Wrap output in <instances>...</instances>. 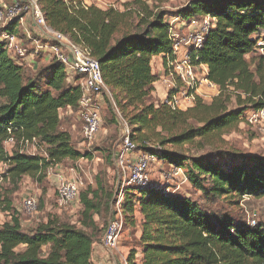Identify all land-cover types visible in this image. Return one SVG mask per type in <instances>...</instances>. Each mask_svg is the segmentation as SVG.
Listing matches in <instances>:
<instances>
[{"label": "trees", "instance_id": "trees-1", "mask_svg": "<svg viewBox=\"0 0 264 264\" xmlns=\"http://www.w3.org/2000/svg\"><path fill=\"white\" fill-rule=\"evenodd\" d=\"M36 2L51 30L87 49L98 62L110 95L105 96L101 120L106 113L108 124L118 123L119 113L136 152L182 170L189 185L208 201L264 197V157L219 146L222 135L234 130L247 113L264 111V55L255 54L260 34L264 41V0H190L175 12L142 0L123 4L122 10L81 0ZM204 17L213 23L200 47L189 49V56L207 68L206 80L218 94L205 103L190 91L194 103L185 110L156 105L158 77L152 72V59L161 56L166 75H172L168 63L175 58L167 19L189 26ZM18 28L14 21L0 32L16 34ZM172 79L167 102L182 87L174 75ZM80 80L71 78L55 59L28 73L7 56L0 41V162L7 165L3 177L10 192L19 189L24 177L40 184L49 167L91 158L90 152L74 148L71 133L62 128V122L72 120L60 117V111L69 108L76 118ZM33 138L43 155L21 151L20 141ZM11 139L8 153L5 143ZM184 147H209V154L186 155ZM99 152L112 166V151ZM94 183L80 191L79 226L52 216L24 231L11 194H0L1 212L10 217L0 225V264H96L91 255L105 233L113 190L100 177ZM134 207L142 215L141 235L129 247L126 264H264L260 222L207 211L159 184L124 189L125 226L133 223Z\"/></svg>", "mask_w": 264, "mask_h": 264}, {"label": "built area", "instance_id": "built-area-1", "mask_svg": "<svg viewBox=\"0 0 264 264\" xmlns=\"http://www.w3.org/2000/svg\"><path fill=\"white\" fill-rule=\"evenodd\" d=\"M27 15L31 16L35 26L38 28L39 37L44 40L42 43L39 40L36 41L38 42V54H44V57L48 56L49 61L55 59L62 63L70 77L72 75L81 77L80 86L82 93L76 112L77 124H75L74 128L76 129L77 125H79V135L82 141L91 143L96 140L101 128L100 107L102 105L96 97L105 94L110 97L102 80L100 66L87 49L73 44L64 35L54 32L46 25L36 0H14L11 4L0 6V31L14 21H18L19 26L22 25L23 19ZM212 23L209 17H204L198 22L194 21L190 23L192 28L187 36H182L179 39V36L173 32V23L170 22V33L176 39L174 38L175 44L173 47L175 58L168 63V67L172 72L171 76L174 75L182 84V87L171 98L170 102H167L166 99L163 103L185 110L194 102L193 94H189L190 91L195 94L203 83L208 88H215L214 85L206 80L207 68L202 64H194L189 56V49L193 48V50H196L200 47L204 35ZM0 41L4 42L9 58L18 64L25 65L22 61L26 59L28 53L20 37L3 31L0 32ZM181 47L184 51L178 59L177 54ZM116 115L121 127V139L113 152V162L118 169L119 182L116 194H113L108 223L101 240V246L110 252L119 253L126 222L123 209L124 189L128 187L135 189L144 188L158 183L154 182L152 177L153 169L150 167L156 158L135 151V146L129 138V128L126 122L119 113ZM252 118L264 119V111L252 112ZM8 141L10 144H14L12 139ZM37 145L38 141L34 138L22 139L19 143L22 152L28 146L36 147ZM133 155L137 157L132 158ZM0 166L4 169L5 174L7 165L0 162ZM56 166L49 167V171L54 170ZM169 171V175L175 177L181 175L185 182L186 178L180 169L170 167ZM159 185L168 187V183L164 185L160 183ZM81 187L82 182L73 174L68 175L62 172L55 175L56 198L60 206L79 203ZM170 188L171 186L168 187L169 191H171ZM21 208L25 214L33 215L37 211L36 198L33 195L25 198L21 203Z\"/></svg>", "mask_w": 264, "mask_h": 264}, {"label": "rangeland", "instance_id": "rangeland-1", "mask_svg": "<svg viewBox=\"0 0 264 264\" xmlns=\"http://www.w3.org/2000/svg\"><path fill=\"white\" fill-rule=\"evenodd\" d=\"M82 1L87 5L95 4L96 6L102 9L108 8L109 6H115V8L122 10L123 4H129L133 0ZM142 1L146 2L149 6H153L160 10L175 12L177 9L187 5L190 0ZM209 19L211 20V22H213L211 17H209ZM172 29L174 33H176V35L179 34V39L183 36L182 33L179 32V29H175V23ZM17 30H20V27ZM262 37L263 34H260L258 38V48L255 51L256 55H264V41L262 40ZM36 39L39 40L40 43L43 42L41 39ZM252 55L253 54L247 55L246 60L249 61ZM43 58V63L38 64V67L44 65V63L47 62L48 56L44 57V54H41L37 57L36 61L38 62L40 61V59ZM24 66L28 68L26 65ZM71 77H74V75H72ZM202 100L205 103H208L209 101V99L206 98H203ZM101 107L103 108L104 104ZM251 115L252 112L247 113L245 118L234 130H231L230 132H227L222 135L221 140L223 141V144H219V146L221 147L220 149L228 152H238L247 156L264 157V119H251ZM106 116V113L104 116L102 115L100 131L97 134L96 140H93L91 143H84V141H82L79 135V125H77L76 129L74 128V130L77 132V135H74L72 133L71 124H65L62 122V128L67 129L71 133L74 148L80 152L87 151L92 154L90 159H82L74 163L71 161H64L62 163L61 171L63 173H66L68 175L73 174L82 182L81 191L84 190L87 186H94L95 177H100L106 184L107 188H112L113 194H116L119 182L118 169L115 166L114 162L112 166H110L105 160L103 153L99 152V150L110 149L112 153L114 152V150H116V147L121 139V127L116 120L115 124H108ZM11 149L12 145L6 147L7 151H11ZM184 149L186 150L185 154L190 156L199 157L206 156L209 154V147H205L202 150L198 148H191L187 150L186 147H184ZM24 152L27 154L34 153L38 155H43V148L42 146L38 145L36 147L28 146L24 149ZM150 167L153 169L152 177L154 179V182H157L158 184L162 183L163 185L165 183H168V187L171 186L170 190L174 192L175 195L190 198L193 201H196L202 208L210 212L226 214L234 219H241L250 224H252L253 222H260L264 224V197H244L239 200L235 199L234 201L227 199H216L214 201H208L201 196V193L199 191L194 190L189 185L187 180H185L184 182L181 175L177 177L169 175V168L172 166L168 164L166 165V163L156 159L155 162L151 163ZM3 174L4 169L0 167V194H11L8 196L10 203L13 209L15 210L16 214L19 216L20 221L23 222L24 231L34 229L37 224L45 222L48 217L52 216L59 218L62 222L79 226L78 222L81 209H79L76 205L60 206L58 204L53 178L46 175L45 179L40 184H38L30 178L24 177L21 181V184L19 185V189L10 192V186L8 185V181L4 179ZM30 195H33L37 200V211L31 216L25 214L21 208L22 201ZM7 217L6 215H1L0 221H9ZM96 220L99 221L98 218H96ZM131 245L132 243H130L128 247H130ZM94 247L95 249L93 255L91 256L96 264H111L113 258H118L120 260V255H122V253L120 254L117 252H109L101 246V242L95 245ZM121 264L123 263L121 262Z\"/></svg>", "mask_w": 264, "mask_h": 264}, {"label": "crops", "instance_id": "crops-1", "mask_svg": "<svg viewBox=\"0 0 264 264\" xmlns=\"http://www.w3.org/2000/svg\"><path fill=\"white\" fill-rule=\"evenodd\" d=\"M13 1L14 0H0V6L11 4ZM168 21L173 23V25L175 23V29H179V32L182 33L183 36H186L187 33L191 31L190 29L192 28V26L190 25L188 26L185 22H182L178 19H168ZM19 27H20V30H17L16 35L23 40L24 47L26 48L27 53H28L27 54L28 56L22 62L25 63V65L28 67V68L25 67L28 73L34 74L36 70L39 68L37 65L42 64L44 60L43 58L39 62L36 61L37 57L41 55V53L38 54V49H37L38 42H36L37 41L36 38L41 39L42 41L44 40L43 38L39 37L38 28L35 26L33 19L31 18L30 15L25 16V18L23 19L22 25ZM185 31H186V34H185ZM183 51L184 49L181 47L177 54L178 59L181 57ZM48 62L49 60L47 59V62L44 63V65L47 64ZM151 67H152V72L158 77V81L154 83V89H155V93H154L155 101L154 102L156 105H158V104L165 102V100L167 99L169 90H171L174 87V81L171 75H166L165 69L163 68V62H162L161 56L153 57L152 62H151ZM217 94H218V88L216 86L215 88H208L203 83L194 95H197L201 99L203 98L209 99L208 101L209 103L211 99ZM106 97L108 99L110 98L108 95H106ZM96 98L101 102V105L104 104V100H103L105 98L104 95L100 97L97 96ZM193 103H191V105L188 108L192 107ZM101 109L102 107H100V113L102 114ZM60 117L62 119L72 120L73 122V123L71 122L72 133L74 135H77L76 131L74 130V126L76 124V118L73 116L71 110L69 108L61 110ZM9 145H12L9 143V141L5 143V150H6V147ZM7 152L10 153V151H7ZM32 154L34 155V153H31L30 155ZM135 157L137 156L136 155L132 156V158H135ZM61 167H62V164H57L54 170L49 171L48 169L46 172V175L53 178L54 185H55V175L58 173H62ZM73 205H76L79 209H81L80 203H75ZM124 213L126 214V212ZM1 215H6V217L8 216L7 219L10 220V217L7 212L0 211V216ZM133 218H134L133 223L131 225L125 226L123 234H122V240L120 242V247H119V253L120 254L122 253V255H120L121 256L120 260L118 258H113L111 264H121V262L123 264H126V257L129 252L128 245L132 242L138 241L140 238L142 215L140 214L139 210L136 207H134V210H133ZM4 222L6 221H0V225ZM21 225L23 227V222H21ZM19 249L21 250L22 248H19ZM94 249L95 247L93 248V252H94Z\"/></svg>", "mask_w": 264, "mask_h": 264}]
</instances>
